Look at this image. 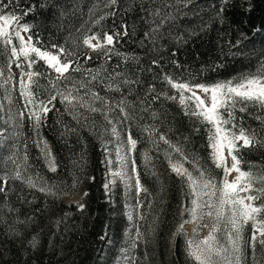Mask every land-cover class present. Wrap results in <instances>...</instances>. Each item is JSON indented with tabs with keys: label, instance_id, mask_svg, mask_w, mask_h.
I'll return each instance as SVG.
<instances>
[{
	"label": "trees",
	"instance_id": "16d2710c",
	"mask_svg": "<svg viewBox=\"0 0 264 264\" xmlns=\"http://www.w3.org/2000/svg\"><path fill=\"white\" fill-rule=\"evenodd\" d=\"M104 3L105 0H15L17 15L26 8L32 9L21 23L34 26L33 33H38L43 42L40 46L51 49L52 45H59L81 54L87 52L92 56L91 60L79 56L82 71L103 66L121 75L116 77L112 90L95 82L93 90L108 99L111 110L100 101L94 104L103 109L100 112L78 109L89 117L81 122L84 126L65 110L59 97L54 102L55 108L48 113L39 135L51 150L55 172L50 171L44 162L36 144L33 121L29 120L24 109L20 130L13 140L10 138L7 142L5 158L15 153L16 159L23 161L26 152L28 159L26 167L21 170L22 175H30L38 183L54 185L56 195L30 188L21 180H8L5 192L0 193V264H114L126 248L131 264H196L187 254L184 229L174 235L179 224L189 220L190 214L184 212L181 216V211L182 207H191L193 197L186 195L188 189L171 172L164 158V152L171 150L158 140V136L165 135L174 144L185 147L218 186L224 171L216 168L211 159L208 147L210 126L197 117L185 115L179 92L164 77L167 75L175 82L190 85L210 86L229 80L236 83L249 74H261L264 70V0H196L195 5L190 6V12L185 9L187 15H180L170 22L171 26L169 22L164 23L158 30H155L154 18L141 10L143 6L151 8L152 0H117L111 8L104 7ZM100 16L105 19L95 23ZM125 24L128 35H122L114 46H109L115 49L110 60L82 43L84 36L101 28L123 32L122 25ZM237 41L239 46L233 47ZM5 63L6 57L0 56V66ZM42 64L41 61L35 67L43 71ZM12 74L14 98L19 103L22 100L21 77L15 64L12 65ZM71 75L81 78V73ZM87 75L84 73V77ZM104 75L102 72L101 77ZM126 78L139 82L125 84L123 80ZM39 80L41 87L35 89L33 86V90L40 99H46L47 81ZM84 94L85 90L81 89L80 95ZM172 96L177 99H169ZM185 96L190 95L186 92ZM121 102L124 113L118 106ZM186 105L189 111L194 107L190 100ZM239 108L237 105L235 123L249 134L254 133L256 138L249 147H240L243 142H238L240 169L251 172L258 179L264 177V109L252 104L244 112ZM105 112L118 130L126 135L131 132L137 140L133 159L141 184L148 192L141 193L143 207L136 205L133 223L125 214L120 187L109 194L104 187L103 144L111 140L112 127L104 118ZM3 129L0 108V130ZM145 154L151 161L149 165H146ZM178 158V154L173 153V159ZM10 163L0 156V176L3 172L9 176L12 174L4 171ZM184 167L199 176L191 162H185ZM74 180L76 185L73 188ZM0 184H3L2 180ZM260 187L261 184L255 182L251 194ZM72 194L83 195L79 202L84 205L82 211L79 204L59 201ZM132 224V237L129 244L124 245ZM137 227L145 239L133 249L131 244ZM33 238L35 247L30 244ZM254 259L255 264H264V248L257 245ZM252 262V249L246 246L244 264Z\"/></svg>",
	"mask_w": 264,
	"mask_h": 264
},
{
	"label": "snow or ice",
	"instance_id": "6c2138e0",
	"mask_svg": "<svg viewBox=\"0 0 264 264\" xmlns=\"http://www.w3.org/2000/svg\"><path fill=\"white\" fill-rule=\"evenodd\" d=\"M195 3L196 0H152L151 8L143 6L141 10L154 18L156 21L155 30H158L164 23L169 22V26H171L170 22H174L180 15H187L185 9L190 12V6H194ZM116 4L117 0H105L103 6L111 8ZM15 7H18V5H15V0H7V2L0 0V56L6 57L5 65L0 66V77H4L5 71H7V77L3 82L8 84L13 78L12 65L15 64V67L20 70V96L25 100V109L28 112L29 120L33 121L32 127L37 136V147L40 148L41 155L48 164L49 170L55 172L56 165L51 150L47 141L39 135V129L46 121L48 113L55 108L54 102L59 97L60 103L65 105V110L73 116L78 124H81L82 121H87L89 117L86 113L79 112L78 109L80 108L85 109L86 112H100L103 109L94 106L96 101H100L105 108L111 110L108 107V99L93 89L95 82H100L105 89L112 90L116 77H119L121 73L115 72V70L110 72L103 66L96 70L84 69L82 71L79 56L83 55L87 60H91L92 56L87 52L81 54L59 45H52L51 49L40 46L43 42L38 33H33L34 26L29 23H21L23 17L29 14L32 9L26 8L20 15H17L14 10ZM109 15H115V13H109ZM104 19V16H100L95 23L99 24ZM122 27L123 32L101 28L100 31L92 35L84 36L82 43L86 48L97 52L106 60H110L115 49L109 46H114V43L118 42L122 35H128L127 25H122ZM22 33L27 34V38ZM94 40L96 41L95 44H93ZM238 46L239 41L233 45V47ZM115 54L120 55L118 52ZM127 59L125 57V60ZM41 61L43 62L41 65L43 71L35 67ZM153 64H156V61H153ZM102 72L105 74L103 77H101ZM71 73H81V78L77 79ZM84 73L88 74L87 77H84ZM24 77H27L26 81ZM39 78L47 81L46 91L48 95L46 99H40L38 93L33 90V86L35 89L41 87ZM164 80L179 92V102L185 107V115L197 117L202 123L210 126L208 128V147L211 149V159L216 168H223L225 173V178L218 186L215 179L206 175V170L199 166L198 159L193 157L185 147L181 144H174L165 135L158 136V140L162 141L171 150L164 152V158L167 160L171 172L175 173L181 184L188 189L186 195L193 197L190 208L182 207L181 216L184 212H188L191 218L195 220L198 210L207 208L209 211L206 214L215 217V222L207 237L199 241L187 242V254L196 264H242L245 257V246H247L252 249V264H255L254 257L257 245L264 248V177L257 179L253 177L251 172L240 169L241 159L238 158L240 150L238 142H243L240 147H249L256 138L254 133L249 134L243 127L238 128L235 123V110L237 105H240L239 111L244 112L249 104L264 109V70L261 71V74H249L236 83L229 80L210 86L175 82L167 75ZM133 82L138 83L139 81H132L127 78L123 80L125 84ZM81 89L85 90L84 95H80ZM194 89L204 93L208 99L205 100L197 95ZM186 92L191 93V95L186 97ZM169 99L175 100L177 97L172 96ZM188 100L194 103V107L190 111L186 105ZM9 103H11L10 98ZM122 103L118 106L120 112L124 113ZM225 112L227 118H225ZM24 115V111L19 112L21 118ZM104 118L108 124L112 125V135L119 136L116 125L109 119L106 112ZM81 126L84 125L81 124ZM5 131L6 129L0 130V138H4ZM11 135L13 133L9 134V136ZM0 143H2V139H0ZM136 146L137 140L129 132L126 141L127 152H134ZM157 150H159L158 145ZM225 151H227V156ZM173 153L178 154L179 158L174 160ZM227 157H230L232 161L230 167L227 165ZM9 159L12 161L14 168L10 176L8 174L0 176V180L3 181V184H0V193L5 192V185H7L9 179H15L21 180L30 188H37L40 192L56 195L53 190L54 185L49 186L46 183H38L32 176L25 177L22 175L21 170L26 167L28 159L26 152L23 161L17 160L15 153ZM117 159L124 162L127 159L126 156H120L119 147L117 148ZM145 162L146 165L151 164L147 154H145ZM185 162H191L199 172V176H194L188 168H185ZM107 163L111 164L112 161L109 160ZM152 167L155 166L152 165ZM232 172H236L238 175L232 181H229L227 176ZM113 175L119 176L121 181L125 183L126 188L135 189L136 205L137 207H143L141 193H147L148 189L141 184L135 159L131 160V174L124 172L122 168L120 172H115ZM132 180H134V183H130ZM255 182H259L261 187L256 190L255 194H248L251 193ZM75 185L76 181L74 180L72 187L74 188ZM104 187L108 189L109 184L106 183ZM201 188L210 190L203 193V195L210 197L208 201L201 202V192L198 191ZM217 193H219L218 197ZM241 193H245V195H241ZM84 195L87 196L88 193L85 192ZM213 197L216 198L215 202L212 200ZM257 201H259L258 204ZM78 208L82 211L84 205L79 204ZM128 219L133 220L131 213H129ZM140 219H144L142 214ZM188 222L187 220L181 222L174 235L180 234L184 224ZM249 222H251L252 234L248 240H245L243 232L245 225ZM222 229L225 236L223 240H220L217 233ZM144 239V233L137 227L131 247L134 249L137 243ZM30 244L35 247V238L30 241Z\"/></svg>",
	"mask_w": 264,
	"mask_h": 264
},
{
	"label": "rangeland",
	"instance_id": "374dc122",
	"mask_svg": "<svg viewBox=\"0 0 264 264\" xmlns=\"http://www.w3.org/2000/svg\"><path fill=\"white\" fill-rule=\"evenodd\" d=\"M22 35H25V38H27V34L22 33ZM96 41H93V44H95ZM4 77H0V107L2 111V122L3 127L6 131L4 132V138L2 139V151H0V156L2 159L10 160L6 157V152L8 151L7 142L10 140V138L13 140L15 136L17 135L18 131L20 130V122L21 117L19 116V112L24 111L25 112V100L22 97V100L19 101V103L14 98V91H13V85L11 81L8 84H4ZM25 81L27 80V77H24ZM196 91L197 95H200L205 100L208 99L207 96H205L204 93L199 91L198 89H194ZM188 93V92H187ZM191 95V93H188ZM9 98L11 99V103H9ZM23 103V104H20ZM18 126V127H17ZM117 132L119 133V136H114L111 133V140L107 143L103 144L104 147V153H105V165H106V183L109 184V188L106 189L107 194H109L112 190L118 189L120 187L121 189V196L125 203V214L128 218L129 213L132 214L133 220H134V214L136 210V201H135V189L134 188H126L125 183H123L119 176L113 175L115 172H120L123 168V171L126 173L131 174V160L133 159V152H127L126 148V141H127V135L123 134L120 130L117 129ZM10 133H13V135L9 136ZM120 148V156L124 157L126 156V162L121 161L117 159V148ZM40 150V148H39ZM41 153V152H40ZM225 155L227 156V151H225ZM53 157V156H52ZM44 159V158H43ZM19 160V159H17ZM111 160L112 163L109 164L107 161ZM20 161V160H19ZM9 166H5L4 171L6 170L8 173H12L14 165L12 161L10 160ZM45 162V160H44ZM231 158L227 157V165L231 166ZM45 164L48 167V164L45 162ZM49 168V167H48ZM6 172L2 173V176L5 175ZM238 173L232 172L229 176L231 177L229 179V176H227V179L229 181H232ZM225 178V173L223 175V179ZM130 183H134V180L130 181ZM221 184V183H220ZM6 187V185H5ZM198 191L201 192V202L208 201L210 199L209 196L203 195L204 192L210 191L209 189H198ZM251 194V193H248ZM219 193H217L218 197ZM241 195H245V193H241ZM83 195L80 194H72L70 196H67L61 200L60 202L64 203H73V204H79L81 201ZM193 199V198H192ZM213 202H215L216 198H212ZM209 211L207 208H202L198 210L197 218L193 220L190 216L189 222L184 224V231L186 233L187 242L188 241H199L204 239L208 236L209 232L211 231L213 224L215 222V217L208 216L206 213ZM214 211V210H213ZM129 220V219H128ZM133 220H129L130 223H133ZM133 230V224L130 227L129 232L127 233V238L124 239V245H128L129 241L132 237L131 231ZM252 234V226L251 222L249 224L245 225L243 236L245 240H248ZM225 236V232L223 229L217 233V237L220 240H223ZM245 254H246V246H245ZM0 259L2 260V257L0 256ZM132 259L129 255V252L126 249H123L117 259L115 260L114 264H131ZM242 264H244V260L242 261Z\"/></svg>",
	"mask_w": 264,
	"mask_h": 264
},
{
	"label": "bare ground",
	"instance_id": "6f19581e",
	"mask_svg": "<svg viewBox=\"0 0 264 264\" xmlns=\"http://www.w3.org/2000/svg\"><path fill=\"white\" fill-rule=\"evenodd\" d=\"M231 177L229 176V179H230Z\"/></svg>",
	"mask_w": 264,
	"mask_h": 264
}]
</instances>
